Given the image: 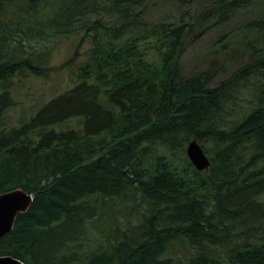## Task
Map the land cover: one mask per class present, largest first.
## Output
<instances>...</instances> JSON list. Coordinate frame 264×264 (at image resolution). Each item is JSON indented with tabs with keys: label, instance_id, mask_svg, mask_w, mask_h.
Returning <instances> with one entry per match:
<instances>
[{
	"label": "trees",
	"instance_id": "obj_1",
	"mask_svg": "<svg viewBox=\"0 0 264 264\" xmlns=\"http://www.w3.org/2000/svg\"><path fill=\"white\" fill-rule=\"evenodd\" d=\"M168 1L199 10L149 23L145 0H0V193L32 195L0 255L264 264V10L245 13L237 35H219L206 67L187 73V44L256 0ZM78 34L59 66L51 46L25 42ZM73 66L69 87L10 121L16 77ZM192 138L206 170L186 155ZM99 220L109 227L94 232Z\"/></svg>",
	"mask_w": 264,
	"mask_h": 264
},
{
	"label": "rangeland",
	"instance_id": "obj_2",
	"mask_svg": "<svg viewBox=\"0 0 264 264\" xmlns=\"http://www.w3.org/2000/svg\"><path fill=\"white\" fill-rule=\"evenodd\" d=\"M145 10L146 20L149 23H153L158 19L175 18L179 12L189 13L192 17L198 12L199 5L198 3H194L193 5L179 9L172 1L145 0ZM261 10H264V0H256L247 9L238 11L227 26L211 29L194 42L187 44L181 58L185 72L189 73L191 71L204 69L207 65L208 59L213 54L214 48L212 47L214 46L216 38L225 31L230 30H233L232 35H237V32H239L237 28L240 27L246 19L245 13H257ZM80 36L81 34H78L76 36L62 39L58 37H50L49 40H52L53 43H48L46 38L43 37H34L33 39L25 40V42L37 46L41 41L45 42L48 46H51L49 64L59 66L72 55ZM237 40L238 39H236L234 43ZM87 46H89V42L86 38L84 42H81L79 51L84 50ZM73 71H75V66L69 70H55L46 78L37 77L32 80L31 78H27L18 81V77H16V84L13 90L16 104L7 111L10 121L12 123H19V121L28 120L49 98L71 85L75 79L72 73ZM226 74L227 73L222 74L219 78L224 77ZM108 227L109 224L107 225V222L104 220L95 221L94 232L98 229H106Z\"/></svg>",
	"mask_w": 264,
	"mask_h": 264
},
{
	"label": "water",
	"instance_id": "obj_3",
	"mask_svg": "<svg viewBox=\"0 0 264 264\" xmlns=\"http://www.w3.org/2000/svg\"><path fill=\"white\" fill-rule=\"evenodd\" d=\"M185 151L196 170L203 171L209 168L210 159L195 138L188 141ZM31 203L32 195L21 188L0 193V238L12 231L17 215L24 213ZM0 264H24V262L11 255H0Z\"/></svg>",
	"mask_w": 264,
	"mask_h": 264
},
{
	"label": "bare ground",
	"instance_id": "obj_4",
	"mask_svg": "<svg viewBox=\"0 0 264 264\" xmlns=\"http://www.w3.org/2000/svg\"><path fill=\"white\" fill-rule=\"evenodd\" d=\"M187 155V154H186Z\"/></svg>",
	"mask_w": 264,
	"mask_h": 264
}]
</instances>
